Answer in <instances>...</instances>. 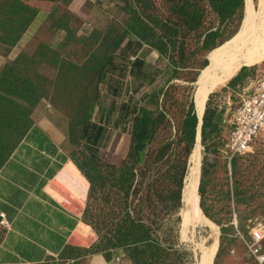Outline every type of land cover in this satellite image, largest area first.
I'll list each match as a JSON object with an SVG mask.
<instances>
[{
	"label": "rangeland",
	"instance_id": "1",
	"mask_svg": "<svg viewBox=\"0 0 264 264\" xmlns=\"http://www.w3.org/2000/svg\"><path fill=\"white\" fill-rule=\"evenodd\" d=\"M233 1L0 0V57L5 61L0 66V74L21 54L38 59L37 68L30 69L27 76L46 91L33 112H43L46 104L50 110L56 109L70 118L66 156L81 166L79 170L89 185L83 221L89 227L88 237L93 243L82 249L69 248L43 264H74L81 257L103 254L109 258L116 252L128 257L129 251L110 246L109 241L118 236L119 224L127 216L135 218V223L146 225L154 241L163 248L139 247L137 254L144 264H202L203 259L209 264L247 261L249 252L245 240H250L251 229L258 226L264 229V132L247 155L236 158L227 155L226 120L230 116L226 106L230 93L238 85L252 82L260 64L257 63L264 60V30L261 31L264 3L241 0V5L235 8ZM32 3L55 5L50 9L53 23L46 25L41 37L34 38L22 51L30 37L29 28L41 10L32 7ZM220 6L227 8L225 17L218 12ZM74 9L83 10L84 14ZM183 9L190 15L195 13L196 27H190ZM247 19L236 60L245 54L251 59L243 62L226 83L221 84L217 79L205 85L215 57L244 31L241 28ZM219 27L220 33L206 42L208 33ZM16 37L19 39L14 41ZM42 38L49 40L51 49H40L42 44L47 45ZM121 39L111 74L100 85L101 98L92 113V121L106 127V141L100 145V157L89 160L81 140L71 138V133L79 137L82 131L81 121L73 120L76 112L71 105L76 106L84 93L91 94L93 84L85 80L78 86L70 80L59 91L60 69L55 64L56 58L82 66L94 61L91 54L101 56L106 51L113 52L112 47ZM156 100L159 110L167 114L168 122L153 126L155 137L147 143L146 157L139 161L140 167L144 160L152 162L155 169L149 172L153 174L167 171L168 164L189 163L182 205L175 214L168 212V204L163 203L158 192L150 202L142 190L135 205H130L133 198L129 200L126 196L121 174L124 163L131 157L132 132L141 112L138 109L145 105L154 108ZM192 101L199 125L189 158L188 143L183 142L176 148L174 140L178 134L177 119L184 118ZM234 101L239 102L240 97ZM207 109L212 128H207L209 138L204 144L202 131ZM70 114H74L72 119ZM33 124H36L34 119ZM166 139H171L173 147L168 149L164 160L157 161L158 151ZM162 182L171 184V180L161 181L157 182L158 187H162ZM172 196L170 190L166 191L165 199ZM5 234L6 227L0 224V243Z\"/></svg>",
	"mask_w": 264,
	"mask_h": 264
},
{
	"label": "trees",
	"instance_id": "2",
	"mask_svg": "<svg viewBox=\"0 0 264 264\" xmlns=\"http://www.w3.org/2000/svg\"><path fill=\"white\" fill-rule=\"evenodd\" d=\"M241 3V0H234L232 2L235 8L240 6ZM182 6H185V4ZM182 12L187 15L190 27H196L197 23L194 21L195 13L190 15L187 9H183ZM218 12L224 17L228 13L227 8L224 6H220ZM247 21L248 19L244 22L241 28L242 30L246 29ZM28 25L29 22L26 26ZM219 33L220 27L216 31L209 32L205 41L208 42L210 37ZM18 39L19 37H16L14 41H17ZM122 40L123 39L118 41L116 46L112 47L113 52L106 51V54L101 56L91 54L90 56L94 58V61L82 66L71 61L61 60L59 57L56 58L55 64H57L60 69V77L57 82V88L59 91H61L70 80L71 83H76L78 86L79 84H83L85 80H89V82L93 84V92L91 94L86 91L88 93L81 95L76 106L74 105L75 103H72V105L70 104L72 106V111L76 112V115L70 114L71 119L74 115L73 120L81 121L82 126L80 136L78 137L77 134L74 133L72 135L71 133V138L74 137L75 140H81L84 145V151L89 155V160H94L100 157V145L103 146L106 141V127L101 123L93 122L92 113L101 98L100 85L111 74V66L116 59L115 50L121 47ZM206 45H209V43ZM41 48L51 49L49 45L44 44L40 46V49ZM37 63L38 59L34 58V56L31 57L26 54H21L12 66L7 65L0 74V172L5 166L4 164L10 159L33 128L34 108L42 100L44 92L46 91L43 86L38 85L32 78L27 76V72L30 71V69L35 70L37 68ZM238 76H240V73L234 78L236 79ZM90 89L92 90V88H89V90ZM151 100L153 101V99ZM209 101L210 100L207 101L208 109L210 104ZM154 102V108L145 105L138 109L141 112L138 117H136L134 123L131 157L124 163V166L121 169L124 181V191L129 200L130 198H133V200H130V205H135L136 198L139 197L142 190L143 193H145V196L147 195L146 200L150 202L151 199L154 198V193L158 192L163 203L168 204L166 206L168 212L175 214L182 205L183 190L190 170L189 163L168 164L169 168L167 171L164 172L162 170L156 174L149 172L155 169L154 166L152 168V162H146V160H144V162H142V167H140L141 161L139 160L141 157H146L145 150L147 143L155 137L153 126L156 125L157 122L165 120L168 122L167 114L159 110V101L156 100ZM10 109H12L11 112L9 111ZM208 109L204 116L202 131L204 144L209 138L207 128H212ZM6 113H9L10 115ZM8 116H10V119H7ZM177 122L178 134L174 143L176 144V148H179L183 142H187L190 158L194 149L193 146L196 143L195 140L199 125L193 101L191 102L188 113L184 115V118H178ZM73 129L75 130V125ZM185 137H187V140ZM170 141L171 139L164 140L158 151L157 161L164 160L168 149L173 147V144L170 143ZM76 166L81 168L79 164ZM205 174L206 171L203 168V176ZM174 179H176V181ZM168 180H171V184L168 185L162 182L163 188L158 187L157 182ZM168 190L173 193L172 199H165V194L166 191L168 193ZM134 219L135 218L131 216H127V219L119 224V229L117 231L118 236L114 240H109L111 241L110 246L126 249L129 251V259H131L134 264H144L140 259V255L137 254L139 250L138 248L145 246L146 250L147 248L161 246L158 242H155L156 240L154 241V238L150 234V229L142 223H135Z\"/></svg>",
	"mask_w": 264,
	"mask_h": 264
},
{
	"label": "crops",
	"instance_id": "3",
	"mask_svg": "<svg viewBox=\"0 0 264 264\" xmlns=\"http://www.w3.org/2000/svg\"><path fill=\"white\" fill-rule=\"evenodd\" d=\"M31 5L41 10L29 28L30 37L22 51L34 38L41 37L46 25L53 23L50 9L55 5ZM75 11L84 14L83 10ZM42 40L49 45V40ZM4 63L0 57V66ZM43 105V112L34 113L36 124L28 137L0 172V224L1 213L9 222L3 225L6 234L0 243V264H43L69 248L82 249L93 243L83 221L89 185L66 156L69 118ZM74 264L134 262L123 252H116L109 258L103 254L81 257Z\"/></svg>",
	"mask_w": 264,
	"mask_h": 264
},
{
	"label": "built area",
	"instance_id": "4",
	"mask_svg": "<svg viewBox=\"0 0 264 264\" xmlns=\"http://www.w3.org/2000/svg\"><path fill=\"white\" fill-rule=\"evenodd\" d=\"M228 97L226 107L230 118L226 120L225 150L227 155L236 158L253 151L255 141L264 132V60L256 68L255 79L247 85H238ZM239 97V102L234 101ZM1 217V224L8 226L6 214L1 213ZM245 245L249 257L244 264L253 261L264 264V229L261 226L251 229L250 240H245ZM116 261L120 262V259L116 258Z\"/></svg>",
	"mask_w": 264,
	"mask_h": 264
},
{
	"label": "bare ground",
	"instance_id": "5",
	"mask_svg": "<svg viewBox=\"0 0 264 264\" xmlns=\"http://www.w3.org/2000/svg\"><path fill=\"white\" fill-rule=\"evenodd\" d=\"M261 2L264 3V0H261ZM263 30L264 29L261 31ZM245 31L246 29L236 39L229 41L223 48H221L219 56H214L216 61L215 64L209 68V75L205 79V85L206 83L215 81L217 79L221 84L226 83L237 72L243 62L251 59L249 54H245L239 60H236V57L241 50L240 42L244 37ZM262 61L258 62L257 64L261 63ZM202 264H209V261L203 259Z\"/></svg>",
	"mask_w": 264,
	"mask_h": 264
},
{
	"label": "water",
	"instance_id": "6",
	"mask_svg": "<svg viewBox=\"0 0 264 264\" xmlns=\"http://www.w3.org/2000/svg\"><path fill=\"white\" fill-rule=\"evenodd\" d=\"M207 102V101H206ZM205 105H206V103H205Z\"/></svg>",
	"mask_w": 264,
	"mask_h": 264
}]
</instances>
